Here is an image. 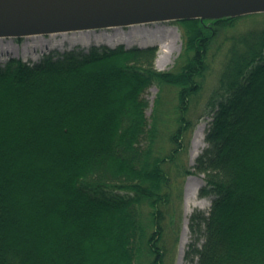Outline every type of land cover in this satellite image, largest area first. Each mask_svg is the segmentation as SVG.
Here are the masks:
<instances>
[{"label":"trees","instance_id":"1","mask_svg":"<svg viewBox=\"0 0 264 264\" xmlns=\"http://www.w3.org/2000/svg\"><path fill=\"white\" fill-rule=\"evenodd\" d=\"M248 20L264 13L171 21L168 71L153 46L0 63V264H174L182 185L200 174L195 264H264V26Z\"/></svg>","mask_w":264,"mask_h":264},{"label":"water","instance_id":"2","mask_svg":"<svg viewBox=\"0 0 264 264\" xmlns=\"http://www.w3.org/2000/svg\"><path fill=\"white\" fill-rule=\"evenodd\" d=\"M254 13H264V0H0V38H55L153 22Z\"/></svg>","mask_w":264,"mask_h":264},{"label":"rangeland","instance_id":"3","mask_svg":"<svg viewBox=\"0 0 264 264\" xmlns=\"http://www.w3.org/2000/svg\"><path fill=\"white\" fill-rule=\"evenodd\" d=\"M263 25V21H241L238 24L239 30H247L250 28H261ZM122 33L126 34V32H142L146 35V37L142 39L137 38H127L125 40H122L127 45H138L140 43H146L148 45L146 46H153L156 48L155 53V59H154V66L161 71H168L172 68L174 61L176 60L177 56L181 52V39L179 36V32L175 25H173L171 22H153V23H147V24H139V25H133L130 27H123V28H114V29H107V30H101V31H93V34H114V33ZM100 42H104L103 39H99ZM99 40H92L89 39L88 42L91 44L93 43H99ZM62 42L66 43L69 41V39H66L64 37L58 36L55 38H47V37H34L33 39H24L22 44L17 45L14 39L9 38H0V51L1 53L9 50H17L22 47V45L26 42H33L29 46L35 47V52L31 51L29 48V54L28 52H17V56L24 55H31L37 57V62L44 61L48 59H56L57 56H60L62 54H59L57 52H50V50H46L44 48V45H47L50 42ZM121 40L118 38L114 39L113 44H116L120 42ZM179 46V49H178ZM133 47V46H132ZM73 51L71 54H78V52L82 51V49L79 46H72L71 47ZM166 49V57L158 61L159 55H161L162 50L160 49ZM98 52H101L102 49H97ZM46 51V52H44ZM83 53H89L90 49L86 48L82 51ZM164 53V52H163ZM0 57H8V55L4 54ZM157 88L151 87L149 88L144 94L143 98L148 102L149 106L146 109V117L149 119L152 109H153V101L157 94ZM209 121V118L207 116H204L203 118L196 121L195 126L191 132L189 141H188V148L186 153V161L189 167L193 166L195 163V160L197 156L201 153L203 148L205 147L204 143V132L207 127V122ZM199 126L204 127L203 131V141L202 144L195 146L194 141V134L195 131ZM188 183L194 185V191L191 194L188 193L187 185ZM205 184L204 182V175H189L184 179L183 185H182V202H181V219H180V225H179V232H178V243L176 244L175 248V254H174V264H195L194 256L190 254V251L192 248L200 246L203 242L202 236L198 233H194L190 229V217L192 214L201 212L203 214H206L209 209L210 201L209 198H202L198 195L199 189ZM178 215V214H177ZM203 227H201L200 230H202ZM189 253V259L186 258V254ZM190 259L194 260V263L190 261Z\"/></svg>","mask_w":264,"mask_h":264},{"label":"bare ground","instance_id":"4","mask_svg":"<svg viewBox=\"0 0 264 264\" xmlns=\"http://www.w3.org/2000/svg\"><path fill=\"white\" fill-rule=\"evenodd\" d=\"M61 37L69 39L68 43H70V48L72 46H79V45L83 46L84 48H89V47L92 46V44L90 42H88L89 39H92V40L103 39L104 42H100V40H99V43H96V44L97 45L107 44V46H109V48H113V47H115L118 44H123L125 46L124 48H130L132 46L144 47V46L148 45L146 43H143V44L140 43L138 45H127L125 42L122 41V40H125L127 38H130V39H133V38L142 39V38L146 37V35L143 34L142 32H126V34H122L121 32L120 33H114V34H93V32H87L86 31V32H80V33H78L76 35L64 34V35H61ZM115 38H118L121 41L116 43V44H113ZM31 43H33V42H26V43H24L22 45L21 48H19L17 50L16 49L15 50H9V51H5L3 53H1L2 51H0V54L1 55H4V54L6 55L7 54V55H11L13 57H17V52L24 51L28 47H30V48H32V50H34L35 47L29 46V45H31ZM68 43L66 42L64 44H68ZM48 44H53V45H51L50 47H47L48 45H44L46 50H52V49H56V48H59V50H61L63 43L62 42H58V41H54V42L48 43ZM178 49H179V46H178ZM63 50H65V48ZM160 50H162V52H161V55H159V57H158V61L166 57V54H165L166 49L162 48ZM44 52H46V51H44ZM26 57H27V55H24V58H26ZM31 58H32L33 61H37V57L32 56ZM6 59H7V57H0V62H3ZM203 131H204V127L203 126H199L197 128V130L195 131L193 144L195 143L196 147L199 144L200 145L202 144ZM187 186H188L187 187L188 193L192 195V193L194 191V185L188 183ZM178 264H180V262H178Z\"/></svg>","mask_w":264,"mask_h":264}]
</instances>
